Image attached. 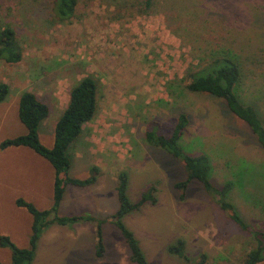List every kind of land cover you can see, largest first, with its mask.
<instances>
[{
    "label": "rangeland",
    "instance_id": "1",
    "mask_svg": "<svg viewBox=\"0 0 264 264\" xmlns=\"http://www.w3.org/2000/svg\"><path fill=\"white\" fill-rule=\"evenodd\" d=\"M154 2L147 10L145 0H79L74 18L61 21L55 0H0V30L11 27L23 53L17 64L0 61V83L10 88L0 104V145L27 133L19 118L23 93L39 92L53 121L60 114L55 105L81 80L92 77L98 87V112L70 149V176L84 180L98 168L100 187L73 188L56 214L104 220V256H97V223H54L42 232L32 264H135L111 221L120 209V173L128 176L132 203L156 189V203L123 218L148 264H193L202 255L206 264H243L253 236L201 182L191 181L182 199L176 185L188 179L186 167L147 140L148 131L170 137L182 114L190 124L179 147L208 155L212 184H233L225 200L249 227L264 229V149L225 100L187 89L192 75L208 76L212 69L201 70L230 51L240 60L241 101L264 123V0ZM56 87L64 98L46 96ZM38 157L26 147L0 148V237L20 249L31 248L33 217L16 201L53 207L55 172ZM180 241L189 261L169 252ZM11 261L12 250L0 246V263Z\"/></svg>",
    "mask_w": 264,
    "mask_h": 264
},
{
    "label": "trees",
    "instance_id": "2",
    "mask_svg": "<svg viewBox=\"0 0 264 264\" xmlns=\"http://www.w3.org/2000/svg\"><path fill=\"white\" fill-rule=\"evenodd\" d=\"M156 1V0H155ZM79 0H55V13L59 20L67 21L74 18ZM154 0H145L147 10L153 7ZM23 59L22 48L20 47L16 33L11 27L0 30V61L8 64H17ZM239 59L236 55L228 52H221V56L213 61L202 72L211 70L208 76L192 75L191 82L187 89L191 92L210 94L226 101L228 108L244 123H246L258 139V144L264 149V123L256 109L243 104L238 94V87L241 80ZM217 65H220L217 67ZM215 66V67H212ZM10 94V88L6 83H0V104L4 103ZM98 87L92 77L81 80L71 91L70 103L62 114L56 125L55 144L52 148L46 147L40 140L39 127L50 115L49 106L41 101L36 94L25 92L20 97L19 118L27 128V134L17 138L5 140L0 148L7 150L12 147H27L47 160L55 169L56 177L54 182V202L51 210H40L33 203L24 199H18L16 206L27 210L33 217L30 249L18 248L9 237H0V246L12 250V261L10 264H32L35 259L36 248L44 229L58 223L60 225L74 224L77 222L97 223L98 250L97 256L101 259L105 253L102 225L104 220L92 216L80 217H59L57 212L62 204L66 190L70 186L86 188L98 182L99 170L92 169V175L84 180L72 178L70 171L72 162L69 150L80 137L83 126L91 122L99 109ZM190 121L186 114H182L170 137L156 135L154 132L147 133L149 144L160 147L180 160L188 171V179L176 185L185 197V191L193 180L201 182L206 191L214 196L215 201L228 213V216L245 232L253 236L255 246L247 253L243 264H261L264 262V229L251 228L239 216L233 204L225 200L231 191L233 184H225L217 187L211 182L213 167L208 155L186 154L179 147ZM117 195L120 204L119 211L112 217L111 221L122 232L125 242L130 251V260L135 264H148L142 252L138 240L123 224V218L134 211H139L147 202L156 203L154 197L155 188L143 196L138 203L129 200L128 176L120 173L118 176ZM55 214V215H54ZM54 215V218H51ZM169 252L189 261L185 254V244L180 241L177 245L169 247ZM207 256L202 255L201 259L193 264H206ZM1 264V263H0Z\"/></svg>",
    "mask_w": 264,
    "mask_h": 264
},
{
    "label": "crops",
    "instance_id": "3",
    "mask_svg": "<svg viewBox=\"0 0 264 264\" xmlns=\"http://www.w3.org/2000/svg\"><path fill=\"white\" fill-rule=\"evenodd\" d=\"M61 84V83H60ZM39 91V90H38ZM72 91V90H71ZM71 91L70 92H68L66 95V97L64 98V95H62V90L61 89H58V87H56L55 89H50V90H46V93H49V92H51L50 94H48V95H46L48 98H50L53 94H54V96H55V100L56 99H61V98H64V101L63 102H60V104H58V106H56L55 105V109L56 110H58V111H60V114L57 116L58 118H54V119H52L53 121H49L50 120V118H52V111H51V109H50V115L49 116H51V117H48L47 119H45L42 123H41V125H40V127H39V136H40V139H42L41 137H42V133L45 135V136H47V138H49V140H50V143H51V145L52 146H49V147H53L54 146V144H55V131H56V125H57V123H58V121H59V119L61 118V116H62V114L64 113V111L67 109V107H68V105H69V98H70V94H71ZM34 94H36L37 95V97L41 100V96L42 95H40V93L39 92H35ZM42 101V100H41ZM44 102V101H43ZM44 103H46L47 104V102H44ZM50 108V107H49ZM264 120V119H263ZM21 121V120H20ZM22 123V122H21ZM24 125V124H23ZM85 126V125H84ZM83 126V127H84ZM26 128V127H25ZM26 130H27V128H26ZM28 132V131H27ZM27 134V133H26ZM25 134V135H26ZM24 136V135H23ZM54 143V144H53ZM74 145V144H73ZM73 147V146H72ZM71 147V148H72ZM27 148V147H26ZM70 148V149H71ZM29 149V148H28ZM33 153H34V155L35 156H39L37 153H35L34 151H33ZM69 155H70V150H69ZM39 157H41V156H39ZM38 157V158H39ZM42 158V157H41ZM51 165V164H50ZM51 167L53 168V166L51 165ZM53 170H54V172H55V169L53 168ZM55 177H56V172H55ZM116 180H117V178H115ZM54 182H55V178H54V181H53V186H54ZM70 187H72V189H69ZM70 187H68L67 188V190H66V193H65V196H64V199H63V201H62V204H61V206H64V204H66V198H67V194H68V192L70 191V190H75V189H83V190H86V189H89V190H91V189H99V187H100V182H99V180H98V182L96 183V184H94V185H92V186H90V187H86V188H80V187H78V188H75L74 186H70ZM73 188H75V189H73ZM51 201H53L54 202V188H53V192H52V194H51ZM52 202V203H53Z\"/></svg>",
    "mask_w": 264,
    "mask_h": 264
}]
</instances>
